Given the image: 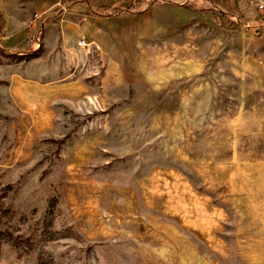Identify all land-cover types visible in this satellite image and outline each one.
Instances as JSON below:
<instances>
[{"label":"rangeland","instance_id":"obj_1","mask_svg":"<svg viewBox=\"0 0 264 264\" xmlns=\"http://www.w3.org/2000/svg\"><path fill=\"white\" fill-rule=\"evenodd\" d=\"M256 2L0 0V264H238Z\"/></svg>","mask_w":264,"mask_h":264},{"label":"crops","instance_id":"obj_2","mask_svg":"<svg viewBox=\"0 0 264 264\" xmlns=\"http://www.w3.org/2000/svg\"><path fill=\"white\" fill-rule=\"evenodd\" d=\"M251 25L257 26L258 23L248 21L246 28H251ZM260 26L263 35L264 23ZM246 33H249V30ZM260 38L258 45L264 47ZM257 55L263 60L260 70L264 84V49ZM262 130L264 132V127ZM254 157L255 160H247L245 164L240 165L239 175L231 181V203L238 220L232 232V243L224 244L223 252L226 253L225 259L238 264H264V148L256 149Z\"/></svg>","mask_w":264,"mask_h":264},{"label":"built area","instance_id":"obj_3","mask_svg":"<svg viewBox=\"0 0 264 264\" xmlns=\"http://www.w3.org/2000/svg\"><path fill=\"white\" fill-rule=\"evenodd\" d=\"M255 7H256L259 11H264V3L256 2V3H255ZM79 45L82 46V47L87 46V44H86V39L83 38V39L80 41Z\"/></svg>","mask_w":264,"mask_h":264},{"label":"trees","instance_id":"obj_4","mask_svg":"<svg viewBox=\"0 0 264 264\" xmlns=\"http://www.w3.org/2000/svg\"><path fill=\"white\" fill-rule=\"evenodd\" d=\"M79 4H80V3H79ZM81 5H83V7H84L85 9H87V7H86V5H85V4H82V3H81ZM230 25H231V26H232V25L234 26V24H233V23H232V24L230 23Z\"/></svg>","mask_w":264,"mask_h":264}]
</instances>
